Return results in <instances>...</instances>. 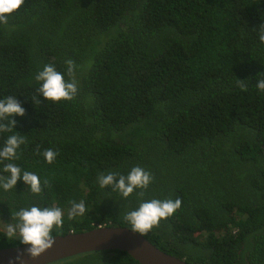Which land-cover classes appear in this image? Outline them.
<instances>
[{
	"label": "trees",
	"instance_id": "trees-1",
	"mask_svg": "<svg viewBox=\"0 0 264 264\" xmlns=\"http://www.w3.org/2000/svg\"><path fill=\"white\" fill-rule=\"evenodd\" d=\"M262 23L264 0H24L0 23V99L16 96L26 109L0 132V149L14 134L26 143L0 161V175L16 164L39 176L42 192L22 178L0 187V218L59 207L64 223L53 236L130 229L124 217L142 201L180 198L142 236L191 264H264ZM68 59L78 94L47 100L35 75L52 64L68 80ZM46 149L58 153L51 164ZM135 166L154 177L146 190L125 198L97 182ZM72 201L85 203V215L68 218ZM19 245L0 230V248ZM96 253V264H139L118 250L52 264H92Z\"/></svg>",
	"mask_w": 264,
	"mask_h": 264
},
{
	"label": "clouds",
	"instance_id": "clouds-1",
	"mask_svg": "<svg viewBox=\"0 0 264 264\" xmlns=\"http://www.w3.org/2000/svg\"><path fill=\"white\" fill-rule=\"evenodd\" d=\"M23 4L24 0H0V23H7L8 15L18 10ZM259 26V40L264 43V23ZM65 63L67 65L68 80L52 64L45 65L43 70L35 75V80L40 82L37 91L47 100L54 102L71 101L78 94V82L75 77L76 65L71 59H68ZM237 85L243 90L247 88L245 80L242 79L237 80ZM256 86L260 91H264V79H259ZM25 113L26 109L22 107L16 96L10 95L0 99V132H11L17 123L13 116H23ZM24 143H26L25 137L15 134L10 135L6 139L3 148L0 149V161L17 159V149ZM36 151L39 154V147ZM57 155L58 153L52 149H46L43 152V156L49 164L55 160ZM3 172L10 174L7 176L0 175V187L5 191L15 188L18 180L22 178L29 185L32 193L40 194L42 192L41 180L38 175L29 171L22 173L21 168L13 163L5 164ZM153 179L154 177L150 172L140 166H135L127 175L112 171L107 174L100 173L97 182L101 188L111 186L113 190L118 191L123 197L127 198L136 189L146 190ZM47 183L45 181V184ZM136 195L137 197H143L145 192L139 191ZM181 206L182 200L180 198L142 201L139 207L128 212L124 219L131 226L130 229L133 232L146 236L150 230L159 226L162 219L166 220L172 216ZM86 211L83 201L79 203L72 201L68 218L73 219L77 216H83ZM12 216L13 222L8 223L5 228L6 236L17 238L21 244L28 245L29 247L25 251L32 259H38L46 250L55 245V237L52 235L53 229L61 228L64 223L63 212L59 207L41 208L31 206L30 208H22L18 212H12ZM15 260L22 262L23 254L15 257ZM10 264H14V261H10Z\"/></svg>",
	"mask_w": 264,
	"mask_h": 264
},
{
	"label": "water",
	"instance_id": "water-1",
	"mask_svg": "<svg viewBox=\"0 0 264 264\" xmlns=\"http://www.w3.org/2000/svg\"><path fill=\"white\" fill-rule=\"evenodd\" d=\"M55 245L38 259L25 251L28 245L0 248V264H52L77 255L118 250L129 254L139 264H191L153 245L147 238L124 226H99L87 231L55 235ZM23 254V261L15 257Z\"/></svg>",
	"mask_w": 264,
	"mask_h": 264
},
{
	"label": "flooded vegetation",
	"instance_id": "flooded-vegetation-1",
	"mask_svg": "<svg viewBox=\"0 0 264 264\" xmlns=\"http://www.w3.org/2000/svg\"><path fill=\"white\" fill-rule=\"evenodd\" d=\"M8 223H12L11 220L7 219L6 216H2V218H0V230L5 232Z\"/></svg>",
	"mask_w": 264,
	"mask_h": 264
},
{
	"label": "rangeland",
	"instance_id": "rangeland-1",
	"mask_svg": "<svg viewBox=\"0 0 264 264\" xmlns=\"http://www.w3.org/2000/svg\"><path fill=\"white\" fill-rule=\"evenodd\" d=\"M101 256H103L102 253H96L95 255L88 254V257L94 258V260H95L92 264H96L97 263V260L100 259Z\"/></svg>",
	"mask_w": 264,
	"mask_h": 264
}]
</instances>
